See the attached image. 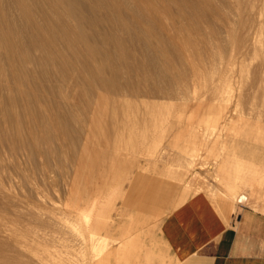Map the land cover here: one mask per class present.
I'll return each instance as SVG.
<instances>
[{
	"label": "bare ground",
	"instance_id": "obj_1",
	"mask_svg": "<svg viewBox=\"0 0 264 264\" xmlns=\"http://www.w3.org/2000/svg\"><path fill=\"white\" fill-rule=\"evenodd\" d=\"M261 3L0 0V264H141L139 226L122 241L97 234L107 228L98 209L123 158L157 151L185 124L190 157L205 145L220 176L264 188V122L226 127L264 115V41L248 30ZM178 95L184 109L169 106ZM141 96L169 104L141 102L132 116L125 98ZM226 148L236 167L222 161Z\"/></svg>",
	"mask_w": 264,
	"mask_h": 264
},
{
	"label": "rangeland",
	"instance_id": "obj_2",
	"mask_svg": "<svg viewBox=\"0 0 264 264\" xmlns=\"http://www.w3.org/2000/svg\"><path fill=\"white\" fill-rule=\"evenodd\" d=\"M259 1H262L261 6L263 7L264 6V0H259ZM253 22H254V24H253ZM260 23H261V25H260ZM256 26L260 29H258ZM261 27L264 29V13H260L255 18L250 19V27L248 29V30H250V34H251L252 38L262 39L264 41V30H262ZM248 64H249V66H248ZM250 64H251V61L249 63H247L248 68L244 69L245 74L249 73V70H247V69H249L251 67ZM239 69H241V68H238L237 71ZM241 71H242V69H241ZM236 73L237 72H235L234 74H236ZM239 73H240V70H239ZM239 73H237V74H239ZM190 82H192V83H190ZM190 82H189L188 86L192 87V88H190V87L189 88L193 89V90L200 89L202 84H204L203 83L204 81L202 79H198L196 81L190 80ZM193 82H197L198 84H196V83L195 84L198 85V87L195 86V84ZM233 85L234 86H232V88H231L232 90L229 89L231 95H234L238 89L237 88L238 86L236 84H233ZM187 97H185L183 95H178V96H174V98H172V99L168 98L170 101L167 100V98H166V100L170 104L168 102H166V100L164 98H162V99L158 98L160 103H158V100H155V99H151L150 101H148L149 100L148 98H145L147 100H144V102H143V100L142 101L140 100L141 98H143L142 96L139 98L127 97L125 99L126 100L128 99L130 101L134 99L133 102L131 103L132 105H134L133 103H135V102L137 103V105L135 103V105H136L135 109H136V107H139V108H137L138 110L136 109V111H135V109L132 108L133 111L131 112L132 116L136 117V116L140 115L139 109L140 110L143 109V108H141V107H143L142 103H147V102L149 103L150 102V105H152L151 103L154 102L153 105L155 106L156 103L162 104L163 102H165V103H168L169 106L173 105V106L179 107L181 105L179 108L184 109V107H186V105H188V103H189V98H187ZM182 99H183V101H182ZM160 100H162V101L164 100V101L161 102ZM128 104H130V102ZM178 104H180V105L178 106ZM184 104H186V105H184ZM156 107H158V106L156 105ZM158 108H160L162 110V109H164V106L159 105ZM158 108H156V110H159ZM142 111L144 112V110H142ZM162 112H163V110H162ZM255 113H257V114H255ZM255 113H251L250 115L246 114V115H244L245 117L243 116L244 120L248 116L249 119L248 118L246 119L248 121L245 120L248 124L245 123V121L243 120V117H242V121H241V118H236V119L232 120V122L230 124L226 125L227 129L230 128V129H234V131L237 130L236 132H240L241 129H246L243 131L252 132V130L254 128L253 125H255V128H256L257 125H259V121L261 123L264 122V120H263L264 115L261 113V115L263 117L262 118V117H259L260 113H258V112H255ZM166 114L167 113L165 112V115H163V116H167ZM256 118H260L261 120L256 119ZM237 119H240V121ZM253 119L255 120V122L252 121ZM216 121L214 123V124H216L214 131L217 129L215 132H217L218 129H222V127H223L222 126L223 124L221 125L220 121L219 122L218 121L216 122ZM256 122H258V123H256ZM251 123H252V126H251ZM254 123H256L257 125ZM217 124H218V126H217ZM235 124H239V126H237ZM246 125L248 128L246 127ZM260 125H261L260 127L263 129V134H264V124L262 123ZM231 126L233 128H231ZM249 126L252 128L251 131L249 129ZM186 127H187V124H185L181 130L180 129L178 130V131H180V133L178 132V134L177 133L175 134L174 132H172L168 136V138H166L167 141H166V139L158 141L160 143V149L161 150H163L162 147L165 148L167 145L168 146L170 145V146L174 147L173 148L174 150L172 148H169L168 146H167V148L169 150H173V151L168 150L167 152H165V151H161L160 149H158L157 151H149L146 154L140 153V155L139 154L136 155L137 157L135 158V160L139 161V163L141 165H144V166L146 165V168L147 167L149 168V170H146V171L151 170L150 173L144 172V175L151 176L152 178L159 180V181H165L162 184L166 185V186L169 184V181L172 182V184L174 183L173 186L175 187V192H174L173 201L170 204L157 206V208H155L153 210V213L155 215H157L155 221L151 222L149 224L148 228L141 230V233H144L147 229L151 230V234L147 235V236H152L154 238L156 246H157L156 248H157L158 254L160 253V254L165 255L164 253H167V255L169 256V260H172V262H173L172 264H176V261H175L176 259L173 255V251H172L173 243L171 245V242H170L171 237L169 238L170 240H168L167 237H169V234L167 235L164 231L165 227L168 226L169 224L171 225L170 228L173 229L174 234H176L177 237H179L180 235H184L186 237H188V236L192 237V234L190 233V231H188L190 229V226H193V224H194L199 229V227H201L202 223H203L204 226L207 225V228L202 229L199 233V235H201L203 237L205 235L208 236L210 234V232H211L210 227L212 224H215L217 222V220H219V222H221V223L224 221L229 222L230 220L232 222H234L236 220V216L245 208L251 209V210H254L258 213L264 214V191H263L264 188H262L263 186L260 185L259 182L250 184L249 188H248V186L246 188V186H243V185L241 186L240 184H237L234 187L236 189V192H234V193L232 192V194H228V192L230 191L228 189L229 182L224 179L223 175L220 176L218 173H216L218 166H217V164H214L212 157H210V156L208 157V153L206 154L207 148L205 145H202L203 147L202 146L196 147V150L194 151V155L196 157L193 158V157L189 156V155H191V151L190 152L188 151L190 149L189 148L190 146H188L189 144H188L187 136L181 134V133L185 134L183 129H185ZM223 128L225 130V127H223ZM176 135H178V136H176ZM173 136H175V137H173ZM172 138L177 139V141L179 143L175 142L176 140L173 139V143L174 142L176 143L174 146V144H172V142L170 141V140H172ZM168 140L170 141L171 144L167 143ZM186 143H187V145H186ZM182 144H184L186 147L184 145H183L184 147H182L181 146ZM155 145L158 148V144H155ZM161 145H163V146H161ZM219 146H218V148H219L218 150L221 153L222 149H220ZM229 146L232 147V145H229ZM260 146H255V147H258L257 149H259V150H257V151H260L264 155V143L262 144L261 147ZM198 148H201V150H199ZM184 149H185V151H184ZM216 149H217V147H216ZM229 149H231V148H228L227 150L224 149L222 154H224V152H226V151L228 152ZM108 150L111 151L110 148ZM180 150H181V152H180ZM175 151L180 153V154L176 153ZM235 151H236V149H235ZM169 152H172V154L168 155ZM173 152H175L176 155ZM216 152H217V150H216ZM227 152L225 153L226 154L225 159H223L222 161L223 162L224 161H228V162L230 161L231 164H230V162L229 163L226 162V163L228 165L230 164V165L235 166V164H236V163H234L235 158H233V157L227 158L228 157ZM173 154L175 157L173 156ZM177 154L181 157L179 158V156ZM235 154H236V152H235ZM142 155H147L146 157L144 156L146 161H145V159H143ZM140 156H142V157H140ZM185 156L187 157L186 158L187 160L190 159L188 161L191 165L193 164L192 166L189 165L187 160H185ZM261 158L264 159L263 156ZM191 159H193V161ZM210 159H211V161H210ZM226 159H228V160H226ZM259 160H262V159H259ZM190 161H192L194 163H191ZM232 161H233V163H232ZM219 163H221V162H219ZM257 163L261 164L263 168L261 167V165H259ZM184 164H186V165H184ZM256 164H257L258 169H264V161H262V163H261V161H258V162H256ZM147 165H149V166H147ZM155 165H158L159 167L158 166L156 167ZM187 165H189L191 168ZM200 165L202 167H200ZM228 165H227V167H230ZM186 166L189 168H187ZM169 168H170V170H169ZM184 168L186 169L187 172L185 171ZM248 168H249V166H248ZM249 169H251V168H249ZM154 171H156V172L154 173ZM193 171H195V172H193ZM184 173H185V175H184ZM166 174H167V176H166ZM215 174H217L219 177ZM199 176H201V177H199ZM167 177H168V179H167ZM172 178H174L173 179L174 181H171ZM186 182L187 183L189 182L188 185L186 184ZM181 184L183 185L182 187H181ZM125 188L129 189V185L127 184V182L125 184ZM239 196L240 197L245 196L247 198L242 199V202H238ZM128 199H129V197H128ZM130 200L131 201L133 200V201L129 206L124 208V210H126V211H130L132 208V205H135L134 203L136 201H138V199L134 198V196L131 197ZM240 200H241V198H240ZM179 212L182 213V216L184 214H190V215L193 214V221L190 219V220H185V221L181 222L180 220L175 219L174 216H177ZM134 213H135V216L139 215L138 214L139 212H137V209L134 210L133 214ZM170 213H171V215H170ZM146 217H147L146 215L142 214V218H146ZM113 219L118 221L120 219V217L114 216ZM222 219H223V221H222ZM221 227H222L221 224H218L217 230H220ZM147 236H146V239H147ZM149 240H150V238L148 237V241ZM137 247L140 248V251H138L139 249L136 250L135 254L139 256V259L140 258L142 259V260L140 259V262L142 261L141 264H150V263L143 260L144 259L143 246L140 244Z\"/></svg>",
	"mask_w": 264,
	"mask_h": 264
},
{
	"label": "crops",
	"instance_id": "obj_3",
	"mask_svg": "<svg viewBox=\"0 0 264 264\" xmlns=\"http://www.w3.org/2000/svg\"><path fill=\"white\" fill-rule=\"evenodd\" d=\"M136 157V155L130 154L117 165L113 171L114 175L110 179V191L104 196V205L98 209L101 215L98 216L97 221L107 228L103 234H97L112 240H125L137 226L140 230L148 228L149 224L155 221L157 217L153 210L157 206L170 204L174 199V191L170 192L169 190L168 192L166 189L168 185L162 184L165 181L144 175V172L150 173L151 170H143L146 165H141L139 161L135 160ZM234 169L231 168L230 173ZM225 172L222 170L220 174L229 182V194L236 192L235 185L244 186L240 182L232 181ZM126 182L129 189L125 188ZM133 196L138 201L132 205L130 211L124 210L132 203L133 200L130 199ZM144 200L147 202L143 203ZM135 209L139 212L137 216L135 213L133 214ZM142 214L147 217L142 218ZM114 216H119L120 219L114 220ZM181 216L182 213L179 212L174 217L181 222L190 219L193 221V214ZM218 224L222 226L220 230H217ZM170 227L169 224L164 231L167 235L169 234L168 240L171 237L170 242L171 245L173 243L172 251L176 264H264V214L262 213L245 208L236 216L234 222L230 220L221 223L217 220L215 224L211 225L210 234L203 237L199 235L202 229L207 228V225L204 226L203 223L199 229L194 224L190 226L188 231L192 237L184 235L177 237ZM150 234L151 230L147 229L141 235L140 244L143 246V260L150 264H172L173 262L169 260L167 253H164L165 255L158 254L154 238L147 236ZM148 237L150 238L149 241Z\"/></svg>",
	"mask_w": 264,
	"mask_h": 264
}]
</instances>
